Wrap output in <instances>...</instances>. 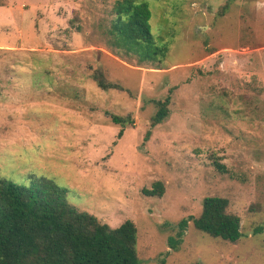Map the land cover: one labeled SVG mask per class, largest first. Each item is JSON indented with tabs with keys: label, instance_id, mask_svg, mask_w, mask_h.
<instances>
[{
	"label": "rangeland",
	"instance_id": "1",
	"mask_svg": "<svg viewBox=\"0 0 264 264\" xmlns=\"http://www.w3.org/2000/svg\"><path fill=\"white\" fill-rule=\"evenodd\" d=\"M113 1L0 0V177L131 220L139 264H264V0H146L167 50L142 62L101 38ZM207 196L236 242L194 227Z\"/></svg>",
	"mask_w": 264,
	"mask_h": 264
},
{
	"label": "trees",
	"instance_id": "2",
	"mask_svg": "<svg viewBox=\"0 0 264 264\" xmlns=\"http://www.w3.org/2000/svg\"><path fill=\"white\" fill-rule=\"evenodd\" d=\"M105 14L108 18H102L98 26L112 52L138 54L141 62L153 60L156 54L165 55L166 46H154L146 0H114ZM75 28L81 30L79 25ZM94 79L101 89L113 86L96 75ZM169 103L170 96L155 102L150 127L168 115ZM112 119L121 122L123 118ZM214 165L217 170L224 169L219 163ZM148 192L161 195L163 184L156 182ZM193 225L231 243L241 234L239 217L228 211V201L218 196L203 199ZM136 243V227L131 220L112 228L69 204L63 191L52 183L23 186L0 177V264H139Z\"/></svg>",
	"mask_w": 264,
	"mask_h": 264
}]
</instances>
